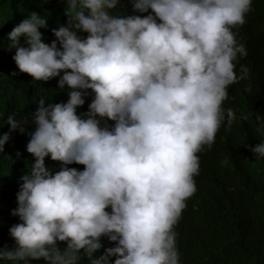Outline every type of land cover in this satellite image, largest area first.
<instances>
[{"label":"clouds","instance_id":"clouds-1","mask_svg":"<svg viewBox=\"0 0 264 264\" xmlns=\"http://www.w3.org/2000/svg\"><path fill=\"white\" fill-rule=\"evenodd\" d=\"M119 3L67 0V24L52 29L51 43L40 31L48 16L36 11L7 35L20 72L59 77L70 91L66 102L38 100L26 145L34 159L12 210L20 222L8 229L15 246L0 248V260L181 264L175 227L197 191L199 153L236 120L223 102L230 85L249 78L246 65L236 72L247 51L233 29L253 0H132V14ZM88 90L94 98L78 113ZM6 123L0 152L13 131H25L14 113ZM250 150L264 157V141ZM102 236L115 246L97 256Z\"/></svg>","mask_w":264,"mask_h":264},{"label":"trees","instance_id":"trees-1","mask_svg":"<svg viewBox=\"0 0 264 264\" xmlns=\"http://www.w3.org/2000/svg\"><path fill=\"white\" fill-rule=\"evenodd\" d=\"M66 6L67 0H0V135L9 131L6 120L13 113L25 129L13 131L0 152V248L15 246L8 229L20 222L12 210L18 206L16 193L21 177L34 159L26 145L36 128L33 114L38 100L42 96L46 103L66 102L70 91L67 85L59 89V77L39 82L20 72L12 59L15 49L8 48L7 35L31 11H36L48 16V27L40 31L44 41L51 43L55 39L52 29L67 24ZM117 10L132 14V0H120ZM233 31L247 51L246 56L238 55L236 72L239 75L243 64L250 74L229 86V96L223 102L225 109H234L236 120L231 127L226 121L222 123L215 142L199 153L197 191L188 198L175 227L181 264H264V157L257 158L250 150L264 141V118L257 119L264 117V0H253L245 23ZM79 34L82 38L87 35ZM88 92L78 113H86L94 98L92 90ZM114 123L107 121L109 126ZM44 162L53 172L59 170L60 162L47 156ZM67 166L84 168L75 163ZM100 241L102 247L94 255L115 246L106 237ZM65 246L66 242L58 241L61 250ZM0 264L13 262L0 260ZM32 264L46 262L41 258ZM80 264H87L86 258Z\"/></svg>","mask_w":264,"mask_h":264}]
</instances>
